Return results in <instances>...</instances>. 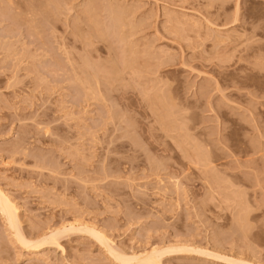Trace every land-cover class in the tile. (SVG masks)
Listing matches in <instances>:
<instances>
[{"label": "rangeland", "instance_id": "obj_1", "mask_svg": "<svg viewBox=\"0 0 264 264\" xmlns=\"http://www.w3.org/2000/svg\"><path fill=\"white\" fill-rule=\"evenodd\" d=\"M0 191V264H264V0H0Z\"/></svg>", "mask_w": 264, "mask_h": 264}, {"label": "bare ground", "instance_id": "obj_2", "mask_svg": "<svg viewBox=\"0 0 264 264\" xmlns=\"http://www.w3.org/2000/svg\"><path fill=\"white\" fill-rule=\"evenodd\" d=\"M14 209H15V207L12 206V204L8 200V198L0 191V213H2V215L5 216L6 222L8 221L7 224L9 223L8 225L11 227L10 229H12L13 232H15L16 237L20 240V242L26 243V241H24L25 239L23 240L22 235L20 236V234H22V233H20V231L18 232L19 229H17V228H19V227L17 226V221L15 220L16 218H15ZM18 233H20V234H18ZM102 236H103V234H102ZM51 237L52 236H50V238ZM50 238H49V240L51 241V239H52V241H51L52 243H53V241L55 242V239L53 237L51 239ZM102 239H103V242H102ZM104 239L105 238L102 237L99 241L106 245V242H105L106 240H104ZM22 241H24V242H22ZM37 241L41 244L40 239ZM47 243H49V242H47ZM27 244H30V242ZM36 245H38V243L34 242L32 246L35 247ZM107 246L108 245H106V247ZM166 250H168V249H166ZM162 252H164V251H159L158 253H160V254H158L156 250L155 251L153 250L152 252H150V254H148V253L142 254V255L138 254L137 256H135L136 254H134L132 256H125L126 254L123 255L121 253H114V254L112 253V255L116 261H118L119 263H122V264H155L159 261V259H160L159 257L161 256Z\"/></svg>", "mask_w": 264, "mask_h": 264}]
</instances>
